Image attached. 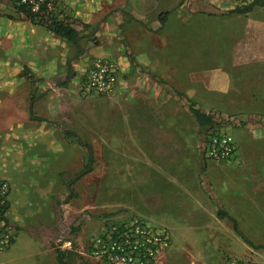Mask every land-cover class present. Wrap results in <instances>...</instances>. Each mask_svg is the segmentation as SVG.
<instances>
[{
	"label": "rangeland",
	"instance_id": "374dc122",
	"mask_svg": "<svg viewBox=\"0 0 264 264\" xmlns=\"http://www.w3.org/2000/svg\"><path fill=\"white\" fill-rule=\"evenodd\" d=\"M53 2L59 15V0ZM251 2H102V14L117 12L123 22L117 43L130 71L109 97L81 96L77 78L70 87L74 104L55 126L40 124L42 134L39 128L28 132L21 150L29 169L31 155L36 156L35 170L22 177L33 184L25 190L30 204L11 211L5 227L0 222V232L12 235L0 264H57L58 253L70 264H90L79 255L87 241L106 221L131 216L168 231L166 264H264V251L255 249L264 248V9L245 16L212 15ZM160 13H168L163 25L157 21ZM4 32L0 23V79L9 61L11 73L18 69L23 77L21 61L8 55ZM63 41L66 48L47 57H57L61 69L68 50L67 73L74 77L83 54ZM14 47L19 48L17 42ZM132 62L141 64L139 73ZM152 75L168 87H158L149 80ZM169 87L226 121L207 139L221 133L235 142L230 160L203 162L216 204L198 190L197 125ZM86 145L93 152L91 165ZM153 155L162 159L151 162ZM86 167L90 172L77 179ZM177 187L185 197L171 195ZM178 205L182 211L174 209ZM219 208L236 221L240 236L228 219L217 216Z\"/></svg>",
	"mask_w": 264,
	"mask_h": 264
},
{
	"label": "crops",
	"instance_id": "0c3cea01",
	"mask_svg": "<svg viewBox=\"0 0 264 264\" xmlns=\"http://www.w3.org/2000/svg\"><path fill=\"white\" fill-rule=\"evenodd\" d=\"M103 1L59 0L58 7L62 10V12H58L60 18H69L77 22L76 30L79 33L77 45L79 46L78 50L82 52L80 55L83 54V56H79L77 64L74 65L77 67L74 77L68 75L69 72L67 73V67L70 65L66 61L68 50L63 51L62 59L64 61L61 69H58L57 57L52 59L47 57L49 54H51L50 56L56 55L60 46L66 48L67 45L62 39L42 26H35L29 22L10 21L0 17V23L4 24L5 28L4 37L9 41L11 47L8 55L17 57L21 61V68L30 71L33 78V83H30L26 75L19 77L18 73L20 71L18 69L12 74V66H9L11 61H9L8 64H5L3 71L4 80L0 79V179L6 180L10 186L8 209L5 216L7 220L9 219L8 216L11 215V211L20 209L23 204H30L29 196L26 195L25 190L26 187L27 189L32 188L33 184L26 185L22 182V177L29 170H35L36 166H33L35 159L33 158L36 156L31 155L32 158L30 157V159L33 163L30 166L31 169H29L25 165L29 157L22 154L21 150L24 145L28 144L27 134H29V131L36 130V128H39V133L42 134L40 124L55 126L54 121H57L74 104L75 94L70 87L72 83L78 81L77 78L81 80L90 63L87 62V59H112L119 67V86H124L120 77L127 72L129 73L130 70L127 68L125 57L122 55L121 46L119 47L117 43L122 35L120 26L123 22L118 18L117 12L115 14L101 13L103 12L101 11V6L104 5ZM16 42L19 45L17 50L14 47ZM32 46L38 48L35 49V53L31 49ZM73 47L77 49L76 46ZM140 65V63H133L132 67L135 72H140ZM152 76H148L149 80L161 88L157 84L160 78L155 77L154 79ZM36 80H39L41 85L36 87L34 84ZM59 83H65V85L61 86ZM78 85L79 82L77 87ZM35 93L38 96L32 100V95ZM148 140L150 145H155V141L153 142L151 138ZM196 149L199 169L202 166L204 167L203 176L200 174L201 186L198 190L203 196L207 195L208 199L216 204L214 197L211 196L212 191L209 187L208 177L205 176L207 175V169L203 163L205 160L201 162L198 158V139L196 140ZM159 158L162 159L154 155L149 156L151 162H156V159ZM204 181L207 189L203 186ZM174 189L171 195L182 196V198L186 196L184 190L178 187ZM208 191L210 192L208 193ZM178 206L174 209L182 211L181 206ZM13 221L16 222L17 218H14Z\"/></svg>",
	"mask_w": 264,
	"mask_h": 264
},
{
	"label": "built area",
	"instance_id": "2783aa9c",
	"mask_svg": "<svg viewBox=\"0 0 264 264\" xmlns=\"http://www.w3.org/2000/svg\"><path fill=\"white\" fill-rule=\"evenodd\" d=\"M21 5L40 14H55L53 0H20ZM119 67L105 58H94L84 71L78 85L81 96L109 97L118 88ZM236 146L228 134H215L206 141L204 158L215 163L231 159ZM10 186L0 179V208L8 206ZM12 244L9 230L0 232V253ZM171 238L164 228L151 225L145 220L131 216L106 221L98 234L90 238L79 255L90 264H166L165 254L170 249Z\"/></svg>",
	"mask_w": 264,
	"mask_h": 264
},
{
	"label": "trees",
	"instance_id": "16d2710c",
	"mask_svg": "<svg viewBox=\"0 0 264 264\" xmlns=\"http://www.w3.org/2000/svg\"><path fill=\"white\" fill-rule=\"evenodd\" d=\"M4 1L5 4L0 8V17L6 18L10 21L29 22L30 24L35 26H42L56 37L67 41L68 43L72 44L73 46H76L77 49H79V46L77 45V41L79 39V33L76 30L77 22H74L69 18L61 19L60 15L46 13L45 8H42L40 10V14L42 13V16H40L39 14L31 12V9L27 6L21 5L20 0H0L1 3ZM255 8L264 9V0H252V2L246 6L238 7L226 12H218L212 15L217 17H231L234 15L245 16L251 13ZM167 16L168 13L159 14L158 22L160 25H163L165 23V19ZM82 27L85 28L84 25H82ZM24 75L27 76L28 81H30V83H33V78L26 69H24ZM152 77L155 79V76ZM157 84L161 86L162 89H166L168 87L160 80L157 81ZM168 91L174 98L183 101L186 104V110L188 114L190 115V117L193 118L197 125L198 158L201 162H203L207 134L215 126L221 127L226 121H224L223 118H221L217 114L202 109L201 107L196 105V103L188 99L184 94L174 90L173 88L169 87ZM67 134L70 135V133L68 132L66 133V135ZM86 147L88 150L89 165H91L93 161V152L90 146L86 145ZM89 172L90 169L86 167L85 171H83L77 176V179ZM203 173L204 167L202 166L200 168L201 176H203ZM203 186L205 187V189H207L205 181L203 182ZM209 192L210 191H208V193ZM7 209L8 206L0 208V222L4 223V227L7 224L5 218V213ZM217 216L222 219H228L232 223L234 231L240 236L239 232L237 231V223L235 220L230 218L226 213L222 212L220 208L217 211ZM255 249H262L264 251V248L261 247H255ZM57 264H70L68 256L65 253H58Z\"/></svg>",
	"mask_w": 264,
	"mask_h": 264
},
{
	"label": "water",
	"instance_id": "95a60500",
	"mask_svg": "<svg viewBox=\"0 0 264 264\" xmlns=\"http://www.w3.org/2000/svg\"><path fill=\"white\" fill-rule=\"evenodd\" d=\"M70 75L72 76V73H70Z\"/></svg>",
	"mask_w": 264,
	"mask_h": 264
}]
</instances>
